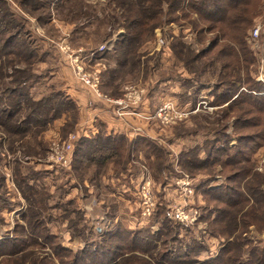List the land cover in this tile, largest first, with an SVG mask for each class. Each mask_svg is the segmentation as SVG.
Masks as SVG:
<instances>
[{
	"label": "rangeland",
	"instance_id": "rangeland-1",
	"mask_svg": "<svg viewBox=\"0 0 264 264\" xmlns=\"http://www.w3.org/2000/svg\"><path fill=\"white\" fill-rule=\"evenodd\" d=\"M5 1L7 5L0 4V7L8 8L14 14L13 19L19 21L26 28V32L31 34L30 48L36 57L27 64L21 58H14L10 54L0 55V74H3L0 77V98L3 96L1 82L23 93L21 97L16 93L3 97V102L20 109L18 119L7 123V127L12 129L19 122L21 131L6 133L0 126V264H10L12 260L21 259L24 255L42 257L51 253L47 246L42 250L31 242L36 240L44 243L45 240L42 235H33L31 232L28 221L32 207L26 196H30L33 203H37L36 210L45 206L37 219L43 221L46 234L56 238L52 242L75 253L82 249L87 250L86 247L94 242H101L103 236L109 232L130 238L119 241H124L125 249L131 240V234L156 237L168 231L167 234L174 233L181 242L173 243L168 239L167 248L177 249L176 252L200 253L196 255L200 261L216 256L227 240L209 234V222L203 217L208 216L207 207L210 209L215 203H209L197 188L207 185L208 188L218 189L226 186L228 181L219 172V168L210 179L206 175L192 177L195 171L188 172L182 168L181 155L196 146L202 147L206 138H215V134L204 137L207 133L202 131L195 135L197 126H225L224 134L229 136L233 145L236 144L237 134L255 136L253 132L256 129L244 128L255 123L253 119L247 123H238L234 114L219 123L217 120L221 112L231 103L221 105L227 97L218 99L223 91L218 89L219 79H209L207 76L196 78L182 64L176 66L175 56L169 49L171 36L182 37L194 50L200 49L191 25L183 20L165 24L156 30L152 41L145 42L141 47L142 65L135 73L126 75V79L130 80L126 82L130 86L127 91L140 92L141 96L137 100L129 99V93L127 97L121 98L127 105L124 110L126 115L120 116L112 105L104 104V107L112 111L113 120L129 119L124 126H128L130 134L126 136L125 133H111L116 140L122 136L128 141L123 144L125 155L123 152L122 156L104 163L90 160L87 156L86 163L81 165V159L80 162L75 160V145L79 140L83 144L90 142L92 131L86 134L78 128L88 126L86 123L91 119L89 113L80 107V113L75 114V111L71 112L64 106V111H60L45 123H41L43 119H39L26 124L23 121L27 113L24 108L34 100L48 96L52 90L61 91L67 96L65 99L74 101L57 81L69 79V74L76 77L72 62L69 61L71 59L63 48H68L70 53H76L74 56L80 57L81 65L86 70L96 71L101 77L102 73L97 71V64L103 63L108 69L116 66L112 52L126 31L113 24L112 18L119 11L112 9L108 0H32L24 5L19 0L18 3L15 0ZM263 24L264 9L255 19L254 27ZM103 46L106 47L105 51L98 54V49ZM248 46L257 62L252 78L261 82L258 78L264 73V30L258 39L248 38ZM14 47L18 52H23L19 45ZM30 48L28 47L29 50ZM92 52L95 55L92 56ZM106 52L109 55L104 56ZM22 70L28 73V79L16 81L19 78L17 71ZM12 75L15 76V83L9 79ZM103 80L102 77V82ZM77 83L80 88L74 87L78 92H85L90 106H98L91 90ZM102 86L103 83L100 90L103 89ZM8 97L14 98L16 103L13 104L11 99L7 100ZM20 100L22 103L17 104ZM165 107L166 111L160 117L158 112ZM72 124L71 130L66 128ZM94 126H98L96 128L104 133L107 124L97 120ZM135 128L140 130L136 132ZM97 129L93 130L95 134ZM70 135L76 137L74 151L70 164L63 167L51 158V145L53 141H69ZM140 137H144L145 141L135 145ZM259 142L264 147V141ZM147 144H151L152 148L147 147ZM153 146L158 149L154 152L160 153L161 159L163 158L160 167L164 164L165 169L160 173L154 166L156 155L148 154L154 149ZM200 157L206 158L205 153L201 152ZM18 170L20 179L17 177ZM21 178L27 184L19 187ZM146 181L150 184L154 201L153 211L149 216H146L142 194V185ZM181 181L192 182V192L184 191L185 186L180 184ZM175 210L181 211L184 221L174 219ZM160 212L167 218L163 219ZM210 216L209 218H214L213 215ZM167 234L164 235L168 236ZM246 234L252 242L251 245H264V233L258 232L254 226ZM162 240L165 239L160 236L159 248ZM137 246L144 248L146 243ZM191 246H195L193 250L189 249ZM135 250L138 255L142 254L138 252L139 249ZM130 251H125L122 257L130 254ZM4 257L6 258L3 259Z\"/></svg>",
	"mask_w": 264,
	"mask_h": 264
},
{
	"label": "trees",
	"instance_id": "trees-1",
	"mask_svg": "<svg viewBox=\"0 0 264 264\" xmlns=\"http://www.w3.org/2000/svg\"><path fill=\"white\" fill-rule=\"evenodd\" d=\"M15 1L18 3L17 0ZM19 1L24 5L32 0ZM108 2L112 5V9L119 11V14L112 18L113 24L126 31L115 44L112 52L114 54L112 57L116 59V66L109 67L107 71V85H113L117 78L122 76L126 78V75L139 70L143 56L141 47L145 42L155 38L157 29L165 24L170 25L183 20L191 25L200 49L194 50L191 44L183 41L182 37L171 36L169 49L175 56L176 66L182 64L196 78L207 76L209 79L214 77L219 79L218 89L223 91L218 99L227 97L221 105L231 102L221 112L217 120L219 123L227 119L230 114L235 115L238 123H247L251 119L255 122L244 126V128L256 129V132H253L255 136L237 134L234 145L229 140V136L224 134L225 126L221 127V124L219 127L197 126L198 129L194 130L195 135L201 134L202 131L207 133L204 137L215 134V138L210 140L206 138L202 147L196 146L181 155L182 168L188 172L195 171L192 177L206 175L210 179L215 176L216 169L219 168L221 169L219 172L228 181L226 186L218 189L208 188L207 185L197 188V191L203 194L209 203H215L212 208L207 207L208 216L203 217L209 222L211 228L209 234L212 237L224 238L227 243L216 256L200 261L196 258V255L200 253L176 252L177 249L167 248L168 239L173 243L181 242L174 233L167 234L168 231L160 233V236L165 239L160 241V248L158 246L160 236L142 237L131 234V240L125 249L124 241H119L130 238L123 234L119 236L109 232L103 236L101 242H94L86 247L87 250L82 249L75 253L52 242L56 238L46 234L43 221L37 219L45 206L36 210L37 203H33L32 198L26 196L32 207L28 221L31 232L33 235H42L45 240L44 243L36 240L31 242L42 250L47 246L51 249V253L42 257H35L33 254L24 255L21 259L12 260L10 264H264V245H251L252 242L246 234L252 226L258 232L264 233V175L254 171L255 165L252 160L254 153L262 147L259 141H264V82H258L252 78L257 62L248 46V38H250L255 19L264 9V0H108ZM0 4L7 5L5 0H0ZM13 15L8 8L0 7V55L7 53L30 64L31 59L36 57L30 48L31 34L26 32V28L19 21L13 19ZM15 45H19L23 52H18ZM17 49L20 48L17 47ZM105 55H109V52ZM17 75L19 78H16V81L28 79V73L25 70L17 71ZM24 76L25 78H21ZM0 77H3V74H0ZM14 77L13 75L9 77L13 83H15ZM1 83L3 96L0 98L2 103L0 126L6 133H17L21 131L18 127L20 123L17 122L12 129L7 127L9 126L7 123L15 118L18 119L20 109H15V106L7 104L6 101L3 102V97L10 93H16L21 97L23 93L18 89L7 87L5 82ZM114 94L117 95V93ZM66 97L61 91L52 90L48 96L34 100L24 108L27 113L23 121L27 124L43 119L41 123H45L67 108L79 114L80 109L77 103L72 99H65ZM8 99H11L13 104L16 103L14 98L8 97ZM20 103H22L21 100L17 102V104ZM64 106L67 107L64 109ZM66 128L71 130L73 124L67 125ZM104 131L106 132V129ZM105 132L98 130L87 144L77 141L75 160L80 162L81 159V165H84L87 156L90 160L104 163L122 156L123 152L125 155L123 144L128 141L122 136L116 140L113 134ZM219 136L221 138H218ZM34 138L36 141V136ZM143 141H145L144 137H140L135 145ZM147 147L152 148V145L147 144ZM153 148L148 154L156 155V163H153L157 172L160 173L165 169L164 164L160 167L163 158L161 159L160 153L154 152L158 149L155 146ZM201 152L205 153L206 158L200 157ZM17 177L19 179L21 177L19 170ZM24 184L27 182L21 178L19 187ZM159 215L163 219L167 218L162 212ZM210 215L214 218H209ZM145 243L144 248H138L137 245L141 246ZM194 247L191 246L189 249L193 250ZM199 247L204 250L202 246ZM135 249H139L138 252L142 254L138 255ZM128 250H131L130 254L122 257ZM193 255H195L194 258L189 259Z\"/></svg>",
	"mask_w": 264,
	"mask_h": 264
},
{
	"label": "built area",
	"instance_id": "built-area-1",
	"mask_svg": "<svg viewBox=\"0 0 264 264\" xmlns=\"http://www.w3.org/2000/svg\"><path fill=\"white\" fill-rule=\"evenodd\" d=\"M264 30V24L263 25H256L250 32V38L251 39H258L260 37L261 31ZM105 46L98 49L97 53L102 54L105 51ZM63 51L65 54L71 59L69 60L72 62V68L74 71V74L76 76V79L85 87L89 88L94 94H98L100 96H103L100 91V85L102 83V77L100 74H98L96 71H90L86 70L84 65H81V59L79 56H74L76 53H70L68 48H63ZM82 51V50H80ZM81 53V52H79ZM92 56L95 55L94 52L91 53ZM82 56V55H81ZM263 67L262 71H264V61H262ZM259 81L264 82V73L260 75L258 78ZM131 93V92H130ZM129 95V94H128ZM140 92L131 93V95L128 97L129 99L133 98L135 100L140 98ZM105 97V96H103ZM115 103L123 108L125 101L124 100H118L115 101ZM166 111L165 108H160L158 115L162 117L163 113ZM76 141V137L74 135H70V139L67 142H56L53 141L51 145V158L55 163L63 165V167H67L72 158V152L74 151L73 144ZM254 164H255V171L261 173L264 175V147H261L257 150V152L254 153L252 158ZM192 182H183L181 181L180 184L185 186L183 188L184 191H190L192 192L191 184ZM149 182L146 181L142 185V194L144 197L143 203L146 206V216L151 215L154 207V201L152 197V192L149 187ZM180 210H175V213H173L174 219H177L178 221H184L183 216L180 213Z\"/></svg>",
	"mask_w": 264,
	"mask_h": 264
},
{
	"label": "crops",
	"instance_id": "crops-1",
	"mask_svg": "<svg viewBox=\"0 0 264 264\" xmlns=\"http://www.w3.org/2000/svg\"><path fill=\"white\" fill-rule=\"evenodd\" d=\"M96 66H97V71L102 73V77L104 79L102 82L103 83V86H102L103 89H101L100 91H101V94L103 96H105V97H103V96H100L98 94H94L91 91V94L94 96L93 99L96 100L97 103H99L98 106H95V107L90 106V101H87L88 97L86 96L85 92H82L81 89H80L81 92H78L77 88H80V86L77 83L79 81L77 79H76L77 81L75 80L76 77L74 78L72 75H70L68 73L69 79H67V80L63 79L60 81L57 80L60 83L59 86H61L63 90H66L67 94H69L74 99V101L77 103L79 109L81 107L83 110H86L87 113H89V115L91 117L90 121L86 123V125H88V126H78V128H79V130H83L86 134H89L92 131V133L94 135L95 132L93 130L96 129V127H97V126H94L95 121L102 120L107 124V126H105V127L109 133H122V134L125 133V135L130 134V132H128L129 131L128 126H124L125 124L128 123L129 119L125 120V121L122 119L121 120H113L112 114H111L112 111L110 112L108 107H104V104H107V105L110 104L114 107L115 112L117 114H119L120 116L126 115V111H124V110L127 108V105L124 104L125 108H123V107L117 105L115 103V101L123 100L121 98L127 97L128 94L131 92V91H127V89L130 86L126 85V82H129L130 80H127L125 78V76H122L120 78H117L114 81L113 85H107L108 79L106 78V75H105V71L108 69L107 66L103 63L97 64ZM74 86H76L77 88ZM83 87L85 88V86H83ZM106 88L108 89L107 91H106ZM118 92H119V94H118ZM114 93H117V95H115ZM132 128H133V126H132ZM139 130H140L139 128L134 129V131H136V132H138Z\"/></svg>",
	"mask_w": 264,
	"mask_h": 264
}]
</instances>
